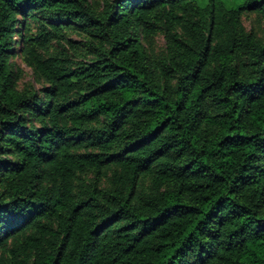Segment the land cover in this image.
I'll list each match as a JSON object with an SVG mask.
<instances>
[{"label": "trees", "instance_id": "1", "mask_svg": "<svg viewBox=\"0 0 264 264\" xmlns=\"http://www.w3.org/2000/svg\"><path fill=\"white\" fill-rule=\"evenodd\" d=\"M0 264H264V0H0Z\"/></svg>", "mask_w": 264, "mask_h": 264}, {"label": "rangeland", "instance_id": "2", "mask_svg": "<svg viewBox=\"0 0 264 264\" xmlns=\"http://www.w3.org/2000/svg\"><path fill=\"white\" fill-rule=\"evenodd\" d=\"M106 0H89L90 4L99 10L102 4ZM200 6L207 3V0H194ZM224 6L228 9H237L240 7L242 0H221ZM241 22L246 31H252L256 35L260 36L262 34V22L261 19L255 13H245L241 17ZM26 25L19 26L17 28V33L13 37V49L15 54L13 55L11 61L14 64L15 74H16V88L19 90H31L39 91L45 86V83L39 79L33 71L27 67L21 56V37L19 32H24L29 30L30 35H35L37 31V26L28 21ZM26 26V27H25ZM46 44V49L49 53H59L67 56L73 61L83 60L86 56L85 48V38L82 33L76 29H67L64 27L60 32L56 33L55 36H51ZM71 42L72 44H69ZM147 50L152 56L159 55L165 47L164 39L162 35L156 34L151 35L143 40Z\"/></svg>", "mask_w": 264, "mask_h": 264}]
</instances>
